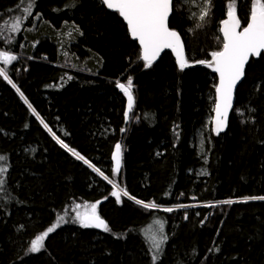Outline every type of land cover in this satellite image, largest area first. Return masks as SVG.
<instances>
[{
  "label": "trees",
  "instance_id": "obj_1",
  "mask_svg": "<svg viewBox=\"0 0 264 264\" xmlns=\"http://www.w3.org/2000/svg\"><path fill=\"white\" fill-rule=\"evenodd\" d=\"M175 1L170 27L185 43L190 66L183 71L169 52L145 68L127 25L100 0H0V50L17 56L4 68L52 130L0 77V164L8 169L0 177V264H153L158 220L167 240L156 264H264V200L244 202L264 196V55L250 61L228 126L217 134L208 122L217 76L194 62L222 49L219 28L230 0H211L201 23ZM235 4L244 27L251 0ZM18 17L21 27L12 32ZM205 29L212 30L208 43ZM128 77L135 104L126 122L127 99L115 84ZM199 132L207 162L195 145ZM52 134L133 199L117 202L112 185ZM201 168L207 176L197 175ZM225 200L234 202L220 205ZM97 202L109 232L73 220L75 205L84 211ZM167 207L174 211L161 209ZM59 216L67 222L39 252L28 251Z\"/></svg>",
  "mask_w": 264,
  "mask_h": 264
},
{
  "label": "snow or ice",
  "instance_id": "obj_2",
  "mask_svg": "<svg viewBox=\"0 0 264 264\" xmlns=\"http://www.w3.org/2000/svg\"><path fill=\"white\" fill-rule=\"evenodd\" d=\"M103 6L109 10H114L127 24V30L133 40L138 41L140 47L139 59L144 62V67H151L153 62L160 56L165 49H170L175 53L176 63L179 70L183 71L190 66L189 60L185 56L184 44L182 43L179 33L169 27V16L173 11V0H101ZM31 7V5H29ZM211 11V0H205V6L202 9L199 19L203 21ZM28 12V9H25ZM31 14L30 12L28 13ZM227 18L221 21L219 31L222 33V49L211 52L210 60H199L194 63L203 64L206 67L218 73L219 83L215 86L216 100L213 111L215 112V131L217 134L225 127L229 110L232 108L234 88L244 76L245 65L249 62L250 57H260L264 53V0H251L247 24L241 29V19L237 15L235 0H230L227 4ZM21 18H16L11 24V31L16 32L21 27ZM17 57L9 52H0V61L5 65H10ZM0 77L7 81L13 88L20 93L21 99L28 105L32 114L44 126L46 130H52L44 122L36 112V109L24 98V94L20 91L15 83L9 78L8 72L4 67H0ZM115 86L127 97L128 111L124 113L125 119L129 117L134 104L133 80L128 77L127 83L116 82ZM123 131V129L121 130ZM53 138L62 148L68 150L77 160H82L93 171L99 173L104 180L112 185L113 191L111 196L115 197L117 202L121 200V196L133 199L126 190H120L118 185L105 176L100 169L95 168L84 156L71 149L63 140L53 134ZM122 147L121 144L115 145V151L112 159L115 161L113 174H118L121 168ZM5 157L0 156V162ZM8 169L0 164V177L7 173ZM6 180L0 178V188H3ZM264 200V196L245 197L244 202L248 200ZM234 201L225 200L223 203L232 204ZM97 203L91 205L85 204L84 211H80L81 205H75L74 222L80 227L88 229H102L109 232L111 229L107 222L101 218L97 212ZM135 203L141 205L145 209H156L158 205L155 202L144 203L136 199ZM206 207H214V205H205ZM185 207V205H179ZM165 212L174 211L173 208H164ZM64 216H59L56 222L47 228L42 234L37 235L31 240V246L28 251L39 252L44 247V241L50 233L60 227L62 223H66ZM159 225L160 237L151 236V248L153 255L151 257L153 264L159 259L162 244L167 240V236L162 235L164 225L161 221L156 222Z\"/></svg>",
  "mask_w": 264,
  "mask_h": 264
},
{
  "label": "rangeland",
  "instance_id": "obj_3",
  "mask_svg": "<svg viewBox=\"0 0 264 264\" xmlns=\"http://www.w3.org/2000/svg\"><path fill=\"white\" fill-rule=\"evenodd\" d=\"M175 3L179 4L180 7L183 6L184 8L188 9L189 16L191 19H193V22L201 23L208 17V16L205 17V19L203 21H201L199 19L201 12H202V9L205 6V0H176ZM226 13H227V10H226ZM35 19L36 18H30L29 23L31 25H34L36 22ZM0 52H4V51L0 50ZM13 63H14V61L10 65H5V64H3L2 61H0V67L10 68L13 65ZM211 121H212V118L210 117L208 120L210 125H211ZM195 145H196L200 155L205 157L204 161L207 162V153H206L205 146H204L203 132H199L197 134ZM207 174H208V171L205 168H201L200 170L197 171V175H199V176H207ZM210 204L211 205H218V203H215V204L210 203ZM223 204H225V203H220V205H223ZM161 209H164V208H161Z\"/></svg>",
  "mask_w": 264,
  "mask_h": 264
},
{
  "label": "water",
  "instance_id": "obj_4",
  "mask_svg": "<svg viewBox=\"0 0 264 264\" xmlns=\"http://www.w3.org/2000/svg\"><path fill=\"white\" fill-rule=\"evenodd\" d=\"M173 5H174V0H173ZM109 10V9H108ZM110 11H112V12H115L114 10H110ZM172 14H173V11H172V13L170 14V16H169V27H170V19H171V17H172ZM125 24H126V22H124ZM127 25V24H126ZM222 26V25H221ZM171 29V28H170ZM180 35V34H179ZM221 35H222V33H221ZM180 37H181V35H180ZM132 38V37H131ZM181 40H182V43L184 44V41H183V39H182V37H181ZM138 42V41H137ZM138 45H139V43H138ZM184 50H185V56H186V49H185V44H184ZM167 52H170L172 55H173V57L175 58V60H176V57H175V53H173L170 49H165L161 54H160V56L159 57H157V59L153 62V63H156V62H158L161 58H162V56L165 54V53H167ZM263 54V53H262ZM259 57H250V59H249V62L245 65V72H244V76L241 78V80L239 81V82H237V84H236V86H235V88H234V91H233V102H232V108L229 110V113H228V116H227V120H226V124H225V127H224V129L222 130V131H220V132H223L224 130H226V128H227V126H228V121H229V118H230V116H231V113H232V111H233V109H234V105H235V101H236V96H237V92H238V89H239V87L242 85V83L244 82V79H245V73H246V70H247V67H248V65H249V63H250V61L252 60V59H258ZM215 73V72H214ZM216 74V76H217V84L219 83V75H218V73H215ZM133 95H134V87H133ZM134 104H135V100H134ZM134 104H133V107H134ZM133 109V108H132ZM132 111V110H131ZM130 113V112H129ZM215 112L213 111V118H212V123H213V125H214V127H215ZM95 229V228H94ZM96 230H98V231H103L102 229H96Z\"/></svg>",
  "mask_w": 264,
  "mask_h": 264
},
{
  "label": "bare ground",
  "instance_id": "obj_5",
  "mask_svg": "<svg viewBox=\"0 0 264 264\" xmlns=\"http://www.w3.org/2000/svg\"><path fill=\"white\" fill-rule=\"evenodd\" d=\"M24 2L23 3H29L31 0H23ZM174 12V11H173ZM172 16H173V14H172ZM209 32H212V30H204V33L202 34V39L203 40H206V42L208 41V39H209ZM201 39V38H200ZM133 40V39H132ZM134 41V40H133ZM208 43V42H207ZM119 91H120V89H119ZM121 92V91H120ZM122 93V92H121ZM123 94V93H122ZM126 97V96H125ZM126 99H127V97H126ZM215 100H216V93L214 92V107H215ZM27 105V104H26ZM28 106V105H27ZM214 107H213V109H214ZM129 121V117H128V119L126 120V122H128ZM51 133V132H50ZM53 135V134H52ZM98 136L99 137H106V135H105V133L103 132V129L102 128H100L99 129V132H98ZM64 149V148H63ZM65 151H67L68 152V150H66V149H64ZM172 208V207H171Z\"/></svg>",
  "mask_w": 264,
  "mask_h": 264
},
{
  "label": "flooded vegetation",
  "instance_id": "obj_6",
  "mask_svg": "<svg viewBox=\"0 0 264 264\" xmlns=\"http://www.w3.org/2000/svg\"><path fill=\"white\" fill-rule=\"evenodd\" d=\"M101 1V0H100ZM175 1V0H174ZM173 7H174V5H173ZM226 10H227V8H226ZM226 10H225V18L224 19H226L227 18V15H226ZM237 11V10H236ZM237 15H238V13H237ZM239 17V16H238ZM123 20V19H122ZM171 20V19H170ZM220 27H221V24H220ZM171 28V27H170ZM243 28V25H242V22H241V29ZM172 29V28H171ZM220 29V28H219ZM173 30V29H172ZM176 31V30H175ZM179 33V32H178ZM219 33H220V36L222 37V35H221V32L219 31ZM180 34V33H179ZM182 37V36H181ZM183 39V38H182ZM135 41V40H134ZM184 41V40H183ZM135 42H137V41H135ZM138 43V42H137ZM185 44V43H184ZM186 49V48H185ZM170 53V52H169ZM262 55H264V53L262 54ZM176 61V60H175ZM248 68V67H247ZM245 80V79H244ZM127 82H125V84H126ZM135 100V99H134ZM127 105H128V103H127ZM131 113V112H130ZM129 113V114H130ZM102 218V217H101ZM94 229V228H93ZM96 230V229H95ZM98 231V230H97ZM102 232V231H101Z\"/></svg>",
  "mask_w": 264,
  "mask_h": 264
}]
</instances>
